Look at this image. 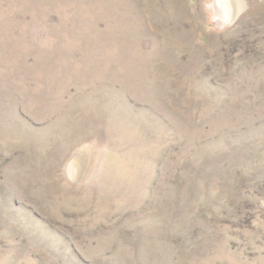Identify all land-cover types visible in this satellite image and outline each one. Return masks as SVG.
I'll list each match as a JSON object with an SVG mask.
<instances>
[{
	"label": "rangeland",
	"instance_id": "rangeland-1",
	"mask_svg": "<svg viewBox=\"0 0 264 264\" xmlns=\"http://www.w3.org/2000/svg\"><path fill=\"white\" fill-rule=\"evenodd\" d=\"M0 264H264V0H0Z\"/></svg>",
	"mask_w": 264,
	"mask_h": 264
}]
</instances>
